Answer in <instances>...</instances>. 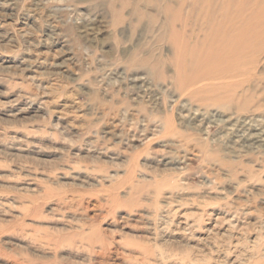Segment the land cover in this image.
<instances>
[{
  "label": "rangeland",
  "instance_id": "rangeland-1",
  "mask_svg": "<svg viewBox=\"0 0 264 264\" xmlns=\"http://www.w3.org/2000/svg\"><path fill=\"white\" fill-rule=\"evenodd\" d=\"M192 1L0 0V264H264V53L190 83Z\"/></svg>",
  "mask_w": 264,
  "mask_h": 264
},
{
  "label": "bare ground",
  "instance_id": "bare-ground-1",
  "mask_svg": "<svg viewBox=\"0 0 264 264\" xmlns=\"http://www.w3.org/2000/svg\"><path fill=\"white\" fill-rule=\"evenodd\" d=\"M257 4L261 5L262 8L254 12L252 6ZM165 8L166 12L171 15L173 12L172 7L166 5ZM190 9L191 15L197 14L198 11L205 13L208 10L205 21L210 31L209 38L206 42L203 40L197 41L195 43L196 47L192 48L199 47L200 50V48L207 46L206 49L208 48L210 53H203L202 55L195 53L192 63L188 64L187 62L188 77L186 79L190 83L201 81L199 88L204 92L209 90L217 92V82L204 81L215 79L217 76H223L228 72L235 73L238 70L242 72L244 65L256 64L258 57L264 53V0H244L242 3H240V0L238 3L235 0H193ZM174 11L176 12L167 20L171 30H175V22L178 21L180 26L185 22L181 7L179 6ZM217 11L221 13L218 20ZM259 17H261L260 20H258ZM188 52H190V47ZM217 56L223 58L227 63L229 60H238L240 61L239 66H237V69L235 67L230 68L231 71L223 69V66L221 69H217L213 64L218 61ZM205 67L210 68L206 70ZM228 130L233 136L234 144L240 141L244 142L252 137L251 134L240 135L238 134L239 131L234 128Z\"/></svg>",
  "mask_w": 264,
  "mask_h": 264
}]
</instances>
